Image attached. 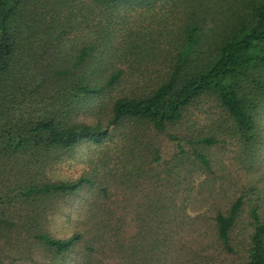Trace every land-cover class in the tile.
Returning <instances> with one entry per match:
<instances>
[{
  "label": "trees",
  "instance_id": "obj_1",
  "mask_svg": "<svg viewBox=\"0 0 264 264\" xmlns=\"http://www.w3.org/2000/svg\"><path fill=\"white\" fill-rule=\"evenodd\" d=\"M263 95L264 0H0V264H264L263 167L244 168L261 185L201 169L253 140ZM114 137L133 165L169 141L172 174L118 181L99 155L49 176Z\"/></svg>",
  "mask_w": 264,
  "mask_h": 264
},
{
  "label": "rangeland",
  "instance_id": "obj_2",
  "mask_svg": "<svg viewBox=\"0 0 264 264\" xmlns=\"http://www.w3.org/2000/svg\"><path fill=\"white\" fill-rule=\"evenodd\" d=\"M176 27H171V31L173 32ZM171 35L166 36L165 38L170 37ZM164 36L159 38L160 41H164ZM177 38V37H176ZM173 39H169V41H172ZM126 43V42H125ZM150 43L148 41H143L139 45L146 46V48L149 46ZM124 47V43L122 44ZM134 48L132 49V53L129 55V58L133 60L135 56H137V62L138 60L141 62H144V59L139 57V51L135 49L136 44H130ZM122 47V48H123ZM154 60H159L158 58H153ZM148 65H150V61L147 62ZM136 64V63H134ZM118 66L124 68V72L120 75V77L129 76L130 74H133L135 76L131 78H136V74L134 71V65L133 64H118ZM157 66H160L159 62H153V73L158 69ZM141 72L138 73L140 75ZM126 78V77H125ZM125 82H122V79H120V82L113 85V90L109 93L112 94L114 91L118 92V90H125L126 88L130 87V84L127 86H124ZM124 86V88H123ZM141 86H144L141 84ZM264 96V95H263ZM255 107L259 108V112L257 110H253V112L256 113L255 119L253 120L254 124V131L249 135L252 137V141L245 142L243 139L239 136H236L235 138L231 137H225V140L216 142L211 149V153H214L212 157L207 154L205 156L206 163L201 169H215L213 172L216 174H219L220 176L224 177L225 181H235L239 180V177L241 180H247V182H255L257 185H261V180H249L247 176L252 173L255 169H264V98L257 99ZM88 119H93V116L91 113L85 114ZM104 122V119L103 121ZM204 122L201 121L202 125L200 129L203 127L205 133L206 132L204 128ZM173 132L178 136H187V131L182 128L179 125L173 124ZM165 140V139H163ZM107 142V143H106ZM160 145L163 144L161 150L159 151L161 156L160 163L156 162H145L140 163L139 160L137 161L136 165L131 164L127 160V154L124 153L122 150V157L125 163L120 164L117 161L116 151L117 149H120L121 145L119 142L115 141V137L112 138L109 141H105V145H102L101 148H96V146L88 143L80 144L77 148L74 149V151L71 152V154L68 157H63L62 159L56 161L53 165L54 168L50 171L49 176L52 179L60 178V179H74L78 175L85 172L87 169L90 168V165H88V160L95 159L97 156L102 155L105 159V162L108 166H113V168H117L120 171L117 172V174H114L115 179H118V181H124L130 173L133 177H138L139 174L145 173V174H151L153 171V174L160 173L159 175H162L164 177L169 176L172 174L171 171H166L165 169L167 166H169L171 159L173 158V151L171 148V143L169 141L163 142L159 141ZM131 158L134 156V154L131 156ZM163 161L165 162H162ZM245 163V165H244ZM132 166L133 168H131ZM217 166V168H215ZM252 169V171L246 172L245 169ZM132 170H131V169ZM245 168V169H244ZM165 170V171H164ZM229 172V173H223V172ZM172 176V175H171ZM262 208V206H260ZM261 210V209H260Z\"/></svg>",
  "mask_w": 264,
  "mask_h": 264
}]
</instances>
